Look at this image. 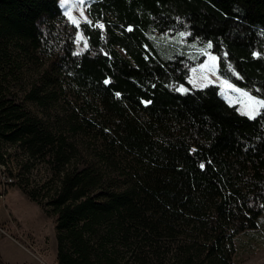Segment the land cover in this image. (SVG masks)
Listing matches in <instances>:
<instances>
[{"label":"trees","instance_id":"16d2710c","mask_svg":"<svg viewBox=\"0 0 264 264\" xmlns=\"http://www.w3.org/2000/svg\"><path fill=\"white\" fill-rule=\"evenodd\" d=\"M59 1L0 0V163L53 218L56 264L254 254L264 109L239 113L189 71L215 54L264 99V0H93L79 25Z\"/></svg>","mask_w":264,"mask_h":264},{"label":"rangeland","instance_id":"374dc122","mask_svg":"<svg viewBox=\"0 0 264 264\" xmlns=\"http://www.w3.org/2000/svg\"><path fill=\"white\" fill-rule=\"evenodd\" d=\"M93 0H60V5L66 10V13L75 25L81 22L89 21L86 3ZM78 49L84 50L85 41L82 35L78 36L77 40ZM218 56L215 54H208L205 61L201 64L192 66L189 71V83L193 88L202 89L211 85L219 88L220 94L230 105L236 106L239 113L256 117L264 109V105L257 102L264 101L263 98L255 95L251 89L242 88L234 83L224 80L218 76ZM16 161V160H15ZM13 159L11 165L16 167ZM38 168L34 173L39 172ZM41 175L45 176L46 172L41 170ZM14 190L15 195L9 197L16 205L14 209L8 208V195L9 192ZM8 195L5 203L0 208L4 209L9 214V221L1 223L0 227L6 232L11 233L13 236L18 237V241L27 246H33L36 250H55L57 252V239L55 223L53 218L47 215L45 210L39 206L35 201L23 191L17 184L9 188ZM12 210L16 215L10 213ZM247 240V239H245ZM257 247L254 254L246 257L245 260H240L236 264H264V245L260 241L255 242ZM44 248V249H43Z\"/></svg>","mask_w":264,"mask_h":264},{"label":"crops","instance_id":"0c3cea01","mask_svg":"<svg viewBox=\"0 0 264 264\" xmlns=\"http://www.w3.org/2000/svg\"><path fill=\"white\" fill-rule=\"evenodd\" d=\"M14 190L9 192L8 195V208H15L14 202L9 197L14 196ZM12 215H16L10 210ZM9 219L8 212L0 208V222L7 223ZM3 230V228H2ZM7 232V231H6ZM5 232V233H6ZM0 232V260L3 264H56L57 252L55 250H36L33 246H27L18 241V237Z\"/></svg>","mask_w":264,"mask_h":264},{"label":"built area","instance_id":"2783aa9c","mask_svg":"<svg viewBox=\"0 0 264 264\" xmlns=\"http://www.w3.org/2000/svg\"><path fill=\"white\" fill-rule=\"evenodd\" d=\"M10 165L0 163V207L4 205L9 188L16 184L15 179L9 175ZM0 232L5 233L0 227Z\"/></svg>","mask_w":264,"mask_h":264},{"label":"snow or ice","instance_id":"6c2138e0","mask_svg":"<svg viewBox=\"0 0 264 264\" xmlns=\"http://www.w3.org/2000/svg\"><path fill=\"white\" fill-rule=\"evenodd\" d=\"M100 27H102V26H100ZM258 104H260V105H264V101H259V102H257ZM203 166V165H202Z\"/></svg>","mask_w":264,"mask_h":264}]
</instances>
